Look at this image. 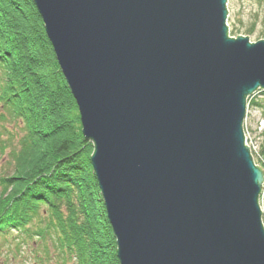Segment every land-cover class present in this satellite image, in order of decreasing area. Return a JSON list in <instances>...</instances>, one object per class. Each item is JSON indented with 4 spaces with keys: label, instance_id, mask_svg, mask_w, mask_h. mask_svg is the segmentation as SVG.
Segmentation results:
<instances>
[{
    "label": "water",
    "instance_id": "95a60500",
    "mask_svg": "<svg viewBox=\"0 0 264 264\" xmlns=\"http://www.w3.org/2000/svg\"><path fill=\"white\" fill-rule=\"evenodd\" d=\"M93 144L119 264H264V170L245 145L264 40L227 0H32Z\"/></svg>",
    "mask_w": 264,
    "mask_h": 264
},
{
    "label": "trees",
    "instance_id": "16d2710c",
    "mask_svg": "<svg viewBox=\"0 0 264 264\" xmlns=\"http://www.w3.org/2000/svg\"><path fill=\"white\" fill-rule=\"evenodd\" d=\"M0 121L22 134L7 132L18 146L0 172V253L23 243L16 232L36 237L46 260L49 242L60 264H119L93 144L32 0H0Z\"/></svg>",
    "mask_w": 264,
    "mask_h": 264
},
{
    "label": "rangeland",
    "instance_id": "374dc122",
    "mask_svg": "<svg viewBox=\"0 0 264 264\" xmlns=\"http://www.w3.org/2000/svg\"><path fill=\"white\" fill-rule=\"evenodd\" d=\"M227 26L231 37L248 35V39L252 43L264 40V0H227ZM250 100L255 101L256 104L250 103ZM8 131L14 133L16 139L22 135L19 128L14 131L12 124L0 121V140L6 142L5 145L0 142V172L6 168L9 170L12 168L13 163L7 159V155L9 149L18 146L17 141L15 144L7 142ZM243 132L245 145L249 148L254 163L264 170V94L261 90H256L246 100ZM263 191L264 181L258 199L262 211L261 216L264 220ZM14 234L19 236L23 243L20 246L5 244L0 253L1 264H42V261L46 260L47 255L43 252L44 246L41 243L36 244V237H28L16 232ZM47 246L50 247V253H48L50 257L44 264H60L49 242ZM67 263L73 264L72 261Z\"/></svg>",
    "mask_w": 264,
    "mask_h": 264
},
{
    "label": "bare ground",
    "instance_id": "6f19581e",
    "mask_svg": "<svg viewBox=\"0 0 264 264\" xmlns=\"http://www.w3.org/2000/svg\"><path fill=\"white\" fill-rule=\"evenodd\" d=\"M35 6V5H34ZM36 8V7H35ZM55 57V56H54ZM56 60V59H55ZM57 62V61H56ZM58 64V63H57Z\"/></svg>",
    "mask_w": 264,
    "mask_h": 264
}]
</instances>
